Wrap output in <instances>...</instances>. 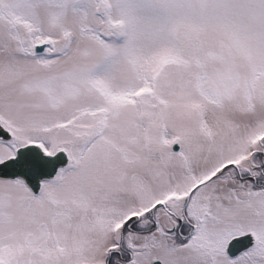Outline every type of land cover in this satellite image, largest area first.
Segmentation results:
<instances>
[{"label":"snow or ice","instance_id":"snow-or-ice-1","mask_svg":"<svg viewBox=\"0 0 264 264\" xmlns=\"http://www.w3.org/2000/svg\"><path fill=\"white\" fill-rule=\"evenodd\" d=\"M0 264H264V0H0Z\"/></svg>","mask_w":264,"mask_h":264}]
</instances>
